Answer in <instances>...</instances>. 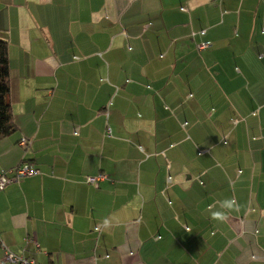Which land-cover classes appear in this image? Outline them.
<instances>
[{
	"label": "crops",
	"instance_id": "0c3cea01",
	"mask_svg": "<svg viewBox=\"0 0 264 264\" xmlns=\"http://www.w3.org/2000/svg\"><path fill=\"white\" fill-rule=\"evenodd\" d=\"M0 39L16 126L0 171L38 172L0 192V246L264 264V0H0ZM229 197L240 209L210 219Z\"/></svg>",
	"mask_w": 264,
	"mask_h": 264
},
{
	"label": "built area",
	"instance_id": "2783aa9c",
	"mask_svg": "<svg viewBox=\"0 0 264 264\" xmlns=\"http://www.w3.org/2000/svg\"><path fill=\"white\" fill-rule=\"evenodd\" d=\"M205 31H201L200 34L204 35ZM209 47V43H202L198 46L199 50H205ZM107 134L110 133V130H107ZM20 146H26L27 142L25 139L20 140ZM37 170L34 168L32 164H22L15 169L11 170H1L0 171V192L3 191L8 185L18 182L22 178L33 177L37 175ZM103 177H91L87 178V183L92 184L93 186H97V183L102 180ZM170 181V178L168 179ZM100 227L96 228V231H99ZM1 244V243H0ZM36 248L38 245L35 244ZM2 250V258L1 264H36L33 259H30L22 252L14 253L8 249H6L3 245L0 246Z\"/></svg>",
	"mask_w": 264,
	"mask_h": 264
},
{
	"label": "trees",
	"instance_id": "16d2710c",
	"mask_svg": "<svg viewBox=\"0 0 264 264\" xmlns=\"http://www.w3.org/2000/svg\"><path fill=\"white\" fill-rule=\"evenodd\" d=\"M9 93L10 78L8 44L6 41L0 39V140L10 137L16 132V126L13 119V111L9 101ZM22 164L31 163L30 161L23 160L19 164V166Z\"/></svg>",
	"mask_w": 264,
	"mask_h": 264
},
{
	"label": "clouds",
	"instance_id": "9594fccd",
	"mask_svg": "<svg viewBox=\"0 0 264 264\" xmlns=\"http://www.w3.org/2000/svg\"><path fill=\"white\" fill-rule=\"evenodd\" d=\"M239 209L238 201L229 197L208 205L205 211L209 214L210 219L223 223L228 219L229 213Z\"/></svg>",
	"mask_w": 264,
	"mask_h": 264
}]
</instances>
